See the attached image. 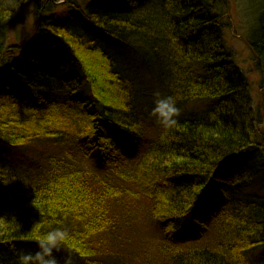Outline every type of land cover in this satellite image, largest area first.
<instances>
[{"label": "trees", "instance_id": "trees-1", "mask_svg": "<svg viewBox=\"0 0 264 264\" xmlns=\"http://www.w3.org/2000/svg\"><path fill=\"white\" fill-rule=\"evenodd\" d=\"M234 1L264 82V0ZM229 2L0 0V145L49 156L21 174L0 155V264L54 228L79 264H264V196L246 192L264 108L226 49ZM26 4L34 26L12 42ZM138 72L181 113L206 109L165 133Z\"/></svg>", "mask_w": 264, "mask_h": 264}, {"label": "rangeland", "instance_id": "rangeland-1", "mask_svg": "<svg viewBox=\"0 0 264 264\" xmlns=\"http://www.w3.org/2000/svg\"><path fill=\"white\" fill-rule=\"evenodd\" d=\"M91 1V0H88ZM229 19L227 21L228 27L223 33V38L225 39L226 49L230 54V59H232L235 64L239 67V69L245 74L248 78L249 84L252 90V96L255 103V108L261 107L262 110L264 108V82L263 76L255 66V58L247 46L246 42L249 38L248 33L250 29L249 24V15L242 11L238 4L234 0H229ZM58 11V10H57ZM61 18L66 19L68 17V13L65 11L59 10L58 14ZM34 26V20L31 14L30 4H26L20 9L16 10L13 23L11 25L10 35L12 42L16 41L13 39L18 36L20 41L22 39H27L31 30ZM104 47L106 48H118L122 53L126 56V59L132 61V66L137 67L135 57L131 56V53L125 45L114 44L110 38H105L103 40ZM129 52V53H128ZM132 54V53H131ZM136 85L141 89V92L145 93L147 96H151L154 99V93L160 91L157 85L151 80V78L143 73L138 72L135 75ZM151 101V100H150ZM206 108L202 109H194V108H186L184 116H194L198 115V113H203ZM264 114V113H263ZM141 144V143H140ZM139 151H143L144 146H138ZM136 148V149H137ZM0 155L6 159V161L14 168L17 173H28L29 171H33L37 166L42 163L44 166L48 163L49 156L47 155H39V154H23L12 151L8 148H5L0 145ZM51 156V155H50ZM129 160V156H124L122 159L123 163H127ZM20 171V172H18ZM248 193L256 194L264 196V178H260V180L255 183L254 187H250ZM263 248V247H261ZM67 255V253H62L57 258L63 264V258ZM257 256H259L257 254ZM74 264H79L74 261Z\"/></svg>", "mask_w": 264, "mask_h": 264}, {"label": "clouds", "instance_id": "clouds-1", "mask_svg": "<svg viewBox=\"0 0 264 264\" xmlns=\"http://www.w3.org/2000/svg\"><path fill=\"white\" fill-rule=\"evenodd\" d=\"M150 115L167 133L178 127L181 110L173 96L163 95L157 91L154 93ZM69 239L67 230L54 228L38 238L35 251H20L17 255V264H61L57 254ZM63 264H74L71 253L64 256Z\"/></svg>", "mask_w": 264, "mask_h": 264}]
</instances>
